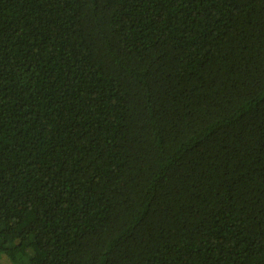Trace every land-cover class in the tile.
Wrapping results in <instances>:
<instances>
[{"label":"trees","instance_id":"trees-1","mask_svg":"<svg viewBox=\"0 0 264 264\" xmlns=\"http://www.w3.org/2000/svg\"><path fill=\"white\" fill-rule=\"evenodd\" d=\"M264 264V0H0V264Z\"/></svg>","mask_w":264,"mask_h":264},{"label":"rangeland","instance_id":"rangeland-1","mask_svg":"<svg viewBox=\"0 0 264 264\" xmlns=\"http://www.w3.org/2000/svg\"><path fill=\"white\" fill-rule=\"evenodd\" d=\"M1 262H2V264H7V262H6V261H4V260H2Z\"/></svg>","mask_w":264,"mask_h":264}]
</instances>
